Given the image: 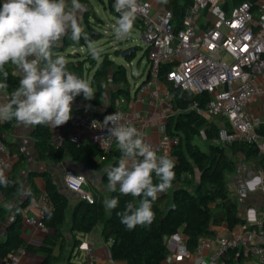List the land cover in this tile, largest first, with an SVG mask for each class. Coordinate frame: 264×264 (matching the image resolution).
I'll use <instances>...</instances> for the list:
<instances>
[{"label":"trees","instance_id":"obj_1","mask_svg":"<svg viewBox=\"0 0 264 264\" xmlns=\"http://www.w3.org/2000/svg\"><path fill=\"white\" fill-rule=\"evenodd\" d=\"M71 1V0H68ZM88 0H79L85 4ZM243 0H223V9L228 12L231 7L240 4ZM255 14L258 0H249ZM0 1V7H2ZM188 0H167L166 7L172 12L173 30L176 33L182 28ZM108 8L113 13V0H108ZM92 16L96 22L90 21ZM83 32L91 42H100L105 39L103 24L94 12L85 13L83 17ZM138 23L134 22L136 28ZM100 60H94L89 55L87 43L83 38L76 44L69 35L63 37L53 52L63 55L67 60V69L78 77L87 80L95 91V99L85 100L83 94L74 99L77 105L71 108L72 112H88L92 115L102 116L111 111L113 103L119 98L127 102L130 98V82L124 64L117 63L112 56L121 57L122 49L112 50L102 48ZM71 49H75L74 53ZM84 49L81 54L78 50ZM148 50H144L143 57L147 59ZM135 53L125 54L122 58L126 63L132 62ZM172 68L170 64L161 65L158 69L157 79L167 89L173 107V113L166 118L164 133L170 137H177L178 143L172 149L175 158V179L172 187L152 203L155 214L150 225H137L129 230L120 222L118 213L125 210L128 202L138 204L142 197L123 195L119 189L110 192L108 199L117 198L118 206L109 210L104 205V195L94 190V201L87 203L80 199L73 206L69 197L60 192L53 177L47 172H41L45 188L41 194L49 204V209L41 215V222L47 231L40 244H31L24 240L20 234L22 211L38 193L34 188L28 197L16 207V216L13 224L7 229L6 237L0 241V264H7L10 255L18 248H24L27 253L42 257L39 264H91L77 262L72 259L73 250L79 246L78 235L89 234L97 226L101 227V236L105 241H111L110 256L115 262L123 264H164L169 255L165 243L167 236L181 232L185 236L186 247L193 253L200 241L204 238H213L216 233L214 227L225 225L229 230L242 226L244 220L239 217L238 208L230 197L226 174L235 169L234 156L242 155L244 159H260L263 165L264 155L259 154L256 145L248 142H233L221 146L214 143L217 137L221 119L212 117L206 120L201 111L205 110L210 99L207 93L194 95L182 90L166 79V74ZM8 72V89L3 90L7 96L18 87L21 76L15 73V66L10 63L5 66ZM2 79V77H0ZM151 79V73L144 80ZM17 123L13 121H0V140L5 143L11 156H15L12 170L7 174L9 185H0V192L4 201L14 199L20 189L17 175L25 162L21 151L9 140ZM264 136V125L258 129ZM31 139L40 160L61 163L66 158L87 165L94 171L102 172L101 181L108 185L107 169L118 166L121 150L116 147L108 154L101 153L93 143L79 144L70 138H63L59 145H54L50 126H34ZM204 137V138H203ZM199 142H204L202 148ZM159 181L154 176V183ZM6 211L0 205V221L4 220ZM70 233L71 253L66 255L70 244L66 236ZM244 257L237 251L229 252L224 258L229 264H239Z\"/></svg>","mask_w":264,"mask_h":264},{"label":"built area","instance_id":"obj_2","mask_svg":"<svg viewBox=\"0 0 264 264\" xmlns=\"http://www.w3.org/2000/svg\"><path fill=\"white\" fill-rule=\"evenodd\" d=\"M167 0H137L134 10L136 29L148 50L149 79L158 82L157 73L161 65L170 64L172 68L166 79L182 90L194 95L207 93L210 99L201 115L206 120L212 117L221 119L214 143L225 146L233 142H248L256 145L259 154L264 155V136L258 129L264 125V115L252 110L256 104H264V0H258L254 14L249 0L230 8L223 9V0H188L182 28L173 30L172 12L166 7ZM113 0V14L116 12ZM155 5V7H154ZM162 100L166 108L163 119L173 113L170 96L165 89ZM126 101L119 98L114 101L111 111L102 116L88 112L71 113V119L62 126L88 131L92 134V143L103 154L118 147L114 137L108 133L105 117L122 113L124 124L141 130L149 125L148 121L138 123L129 117ZM95 122V123H94ZM204 138V137H203ZM77 142L76 137L70 138ZM63 140L60 135L52 137L54 145ZM152 149L160 155H167L175 161L172 149L178 143L177 137L164 134L157 142L151 143ZM11 154L0 140V169L7 175L10 170ZM264 168V162H263ZM66 190L77 195L87 203H92V192L86 190L87 179L84 175L68 171L64 176ZM264 190V183L260 185ZM37 208L38 218L29 211ZM49 209L44 196L33 198L22 211V223L45 230L41 215ZM213 241V249L210 242ZM204 238L193 253L186 247L185 236L181 232L165 238L169 255L176 258H189L194 255L196 264H229L224 259L229 252L237 251L245 258H252L256 264H264V209L252 228L232 231L214 239ZM24 248H18L10 255L7 264H19L26 255ZM165 262L170 261V257ZM88 263H91L89 260ZM92 264V263H91Z\"/></svg>","mask_w":264,"mask_h":264},{"label":"clouds","instance_id":"obj_3","mask_svg":"<svg viewBox=\"0 0 264 264\" xmlns=\"http://www.w3.org/2000/svg\"><path fill=\"white\" fill-rule=\"evenodd\" d=\"M136 6L137 0H115V10L120 14L114 29L115 39L130 37ZM81 7L79 0H71V6L68 0H5L2 4L0 91L8 89L5 66L9 63L21 78L6 102H0V120H14L26 128L44 125L55 129L71 119V104L77 96L83 94L85 100L95 99L90 83L70 72L66 58L53 52L70 33V39L76 44L83 38L92 59L100 60L102 49L90 41L75 19L74 12ZM122 120L123 114L115 112L104 120L122 153L118 166L106 170L107 190L115 192L118 187L123 195L142 197L138 204L128 202L125 210L117 214L120 222L131 230L153 222L152 203L158 194L172 187L175 162L167 155L158 156L137 128ZM154 176L158 183H154ZM0 185H9L2 169ZM118 203L117 198L104 201L109 210L115 209Z\"/></svg>","mask_w":264,"mask_h":264},{"label":"crops","instance_id":"obj_4","mask_svg":"<svg viewBox=\"0 0 264 264\" xmlns=\"http://www.w3.org/2000/svg\"><path fill=\"white\" fill-rule=\"evenodd\" d=\"M0 1L2 3L5 2V0ZM61 42L62 40L58 44H61ZM144 65H146V67L143 66V68L139 69V77L134 79L131 84L130 98L125 107L129 117L134 121L138 123L144 121L149 122V125L141 130V135L145 140L155 143L165 134V120L163 119L162 114L166 105L162 100V93L165 91L166 87L159 81H152L149 86L143 88L145 85L143 82L149 76V64L147 59ZM15 73L17 74L16 69ZM6 98L7 95L0 91V102H6ZM72 107L76 108L77 105L72 102L71 108ZM251 108L260 116L264 115V104H256ZM33 127L34 126H30L26 128L17 124L9 136L10 142L13 143L24 155L25 162L19 169L17 175L21 186L18 195L10 201H4L0 192V205L3 206L6 211L4 220L0 221V241L5 239L7 229L13 224L17 205L28 197L33 188L37 191L39 197L42 196L41 194L44 192L45 183L43 177L40 175L41 172H47L53 177L59 191L69 197L71 206H73L78 200V196L66 190L64 176L68 171L84 175L87 179L86 190H88V188L98 190L103 193L104 198L106 199L104 184L101 181L102 174L100 171H94L87 165L75 162L70 158H66L59 164L40 160L34 147V142L30 136ZM50 130L52 137L55 135H60L63 138L76 137L77 143L79 144L92 143V134L88 131L73 129L67 126H59L55 129L50 127ZM15 158V156H12V164ZM259 160L260 159L246 160L242 155L234 156L235 169L226 174V183L230 197L236 203L239 217L244 220V224L242 226H237L232 230H229L225 225L214 227L213 230L216 233L215 237L207 239L212 240L232 231L236 232L240 229L252 228L255 226L258 216L264 209V190H261L260 188V185L264 183V168L263 165L259 163ZM11 170L12 168H10L7 174ZM59 183L61 184L62 189L58 186ZM29 214L38 218L40 216V211L37 208H33L29 211ZM93 231L86 235L77 236L80 243L79 246L73 250L72 259L80 263H88L90 260L92 264H123L111 259V241H105L103 239L101 236V227L97 226ZM46 232V230H41L32 225L21 223L20 226L21 237L31 244H40L43 241ZM66 236L70 241L66 253L68 256L72 252L70 233L66 232ZM213 241L214 240L210 242L211 248L207 250V253L212 251L214 245ZM169 257L170 261L165 262L164 264H196L197 261L194 255L182 259H176L170 255ZM41 260V256L27 253L20 259L19 264H39ZM239 264H256V262L250 257H244Z\"/></svg>","mask_w":264,"mask_h":264},{"label":"rangeland","instance_id":"obj_5","mask_svg":"<svg viewBox=\"0 0 264 264\" xmlns=\"http://www.w3.org/2000/svg\"><path fill=\"white\" fill-rule=\"evenodd\" d=\"M68 3L69 6H71V1H68ZM90 12H94L96 17L101 20L103 24L104 34L106 36L103 41L94 43L96 47L102 46V48H108L109 52L112 50H119V49L125 50L130 47L136 49V51L134 52L136 54L135 58L130 63H126L122 58L112 56V59L115 62L122 63L125 65L127 70V77L131 85L133 83V80L139 77L138 76L139 69L143 68V66L146 67V65H144V63H146V58L143 57V52L146 49V45L141 39L140 30L136 29L133 26L129 38L123 40L115 39L114 29L117 25V21L119 17L115 16L108 8V0H88L87 3L82 4V7L79 10H76L74 12L75 19L77 23L82 27V29L84 27L83 16L85 15V13L89 14ZM89 20L96 22V20L92 16L89 17ZM75 51H76L75 49H71L72 53H74ZM78 51L81 54L85 52L84 49H79ZM199 144L202 148H204V142H199ZM58 186L62 189L60 183L58 184ZM117 189L119 188L117 187ZM88 190L90 192L94 191L93 188H88ZM104 192L106 199H108V195L110 191L107 190V185H104Z\"/></svg>","mask_w":264,"mask_h":264},{"label":"water","instance_id":"obj_6","mask_svg":"<svg viewBox=\"0 0 264 264\" xmlns=\"http://www.w3.org/2000/svg\"><path fill=\"white\" fill-rule=\"evenodd\" d=\"M136 51V49L135 48H127V49H125V50H123L122 51V53H121V57L122 58H124V56H125V54H129V53H131V52H135ZM75 110H79L78 108H75Z\"/></svg>","mask_w":264,"mask_h":264}]
</instances>
